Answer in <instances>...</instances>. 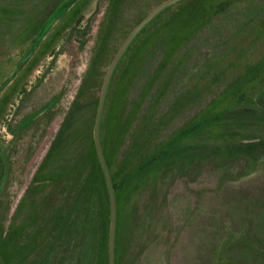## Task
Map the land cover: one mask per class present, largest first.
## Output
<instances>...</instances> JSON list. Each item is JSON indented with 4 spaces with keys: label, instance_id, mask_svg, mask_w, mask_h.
Here are the masks:
<instances>
[{
    "label": "flooded vegetation",
    "instance_id": "flooded-vegetation-1",
    "mask_svg": "<svg viewBox=\"0 0 264 264\" xmlns=\"http://www.w3.org/2000/svg\"><path fill=\"white\" fill-rule=\"evenodd\" d=\"M129 12L136 15L130 22ZM217 34L221 38L216 41ZM204 44H209L208 50L201 52ZM69 46L75 76L62 104L64 85L49 89L47 78ZM158 50L161 56L156 55ZM116 57L102 99L99 129L116 121L127 82L138 75L139 60L156 61L152 64L156 68L135 113L120 127L121 140L110 143L115 144L111 151H106L99 135L115 197L113 264H126L128 248L118 237L123 210L116 205L125 178L135 172L136 192L141 195L146 188L145 167L154 165L149 192L155 194L166 169L161 165L170 157L181 161L177 167L175 162L178 175L167 186L176 194L170 202L171 196L165 195V208L157 205L151 213L148 206L140 212L132 235V243L139 247L130 262L168 264L179 234L174 258L186 264L193 223L188 226L192 217L181 214L191 207L193 191L183 173L196 168V163L187 154L170 151L166 141L171 135L177 134L176 140L180 134L195 135L207 111L232 102L239 116L233 140L244 144V152L227 159L246 164L258 155L255 148L264 145V137L240 130L264 126V0H0V264H110L111 199L96 148L95 124ZM192 59L196 63L192 78L171 97L169 89L191 69ZM143 105L134 137L121 158L126 133ZM57 113L56 131L19 190L21 166L33 156ZM41 127L45 129L39 136ZM152 152L150 160L142 161ZM227 159L216 163L227 166ZM251 200L234 204L236 217L229 220L238 233L237 252L234 259H227L253 264L252 256L260 254L254 263L264 264V228L257 233L253 226L264 199ZM258 221L264 224V215ZM243 243L263 251L256 254L252 245L244 248Z\"/></svg>",
    "mask_w": 264,
    "mask_h": 264
},
{
    "label": "rangeland",
    "instance_id": "rangeland-1",
    "mask_svg": "<svg viewBox=\"0 0 264 264\" xmlns=\"http://www.w3.org/2000/svg\"><path fill=\"white\" fill-rule=\"evenodd\" d=\"M135 18L136 15L134 13L129 12L127 14L128 22L133 21ZM223 35L225 34L223 33ZM214 38L217 41L221 38V35L217 34ZM208 45L209 44L205 45L202 49L200 48V51H207ZM71 48L72 46L67 48L66 53L59 58L51 74L47 78L49 89L64 85L65 94H63L62 97V104H65L66 99L68 98V88H70L75 76V74H73L74 65H72V63L74 59L71 56ZM156 55L161 56L162 52L158 50ZM193 57L195 58V55ZM193 60L194 59L190 61L189 65L193 63ZM155 63L156 61L152 62L150 59L139 60L136 66L138 75L135 80H128L127 82V92L123 97V104L117 109L118 114H115V116L117 115L116 121L113 122V119L112 124L110 123L108 129H99V135L102 136V140L105 143H103V145L104 147L106 145L107 152L109 150L111 151L110 148L115 146V144L110 146V143L114 142V139H120L118 134L119 131L121 132L120 127H125L124 123L130 121V117L135 113L140 101L143 99L144 93H146L149 84L152 82L150 81V76L152 75V68H156L155 65L152 66V64ZM195 64L193 63L191 69L185 71L183 78L169 89L171 90V97L182 89V84L187 83L192 78L195 71ZM36 72L37 68L33 74ZM144 74L145 78H143ZM180 82L181 84L179 86ZM39 90H41V88ZM35 97L39 102L40 94L37 93ZM237 110L238 109L232 102L220 103L216 108H211L204 114L201 119L204 124L199 127L195 135L191 136L189 133L180 134L179 139L176 140L178 135L174 134L166 141V143H171L172 153L187 154L188 159H191L196 163V168L188 169L183 173L186 175L187 179L191 180L193 191L190 194L191 207L188 212L185 210L184 214L183 212L181 214V217H192V219L190 218L187 221L188 226L190 225V222L193 223L191 245L187 252L186 264H243V262L238 263L227 259H234L237 252L235 247L238 240L236 228L234 229V226L231 225L232 220L230 221L229 219L234 216L236 217L234 213V208L236 207L234 204L236 202L239 201L240 205H244L246 203H252V198H254L255 202L261 201L262 198L264 199V145L255 148L254 153H258V155L256 154L253 160L246 161V164L230 160L231 158L227 159L233 154L239 156L244 152V144L242 146L240 141L237 142L236 140H233V137L235 136V126L239 118ZM112 115H114V113H112ZM59 116L60 115L57 113L46 129V126L37 129L39 136L42 135L44 129L45 131L38 141L32 154L33 156L21 166L19 175L20 179L18 180L17 176L19 182L16 185L19 186V190H21L29 180L32 170L34 169L36 156L40 152H43L44 148L53 137L59 124ZM240 130L241 132H249V135L251 136L264 137V126L262 128L255 127L250 129L240 128ZM242 134L247 135L244 133ZM189 137L192 138L189 139ZM228 137L230 138L227 139ZM255 145V142H252L251 147ZM164 146L165 145L163 144L159 148ZM153 154L154 152L146 154L142 161H146ZM177 158L178 157H176V159ZM221 158L227 159V166L224 164L219 166L216 163V160ZM180 162L179 158L174 160V158L170 157L169 160L162 163L161 168L163 167L166 169L163 172L161 171L163 176L160 178L155 194L149 192V185L152 184L153 175L157 170L156 168L155 170L154 168L151 169L152 167L146 169V177H144L145 181L143 183L146 188L141 195H138L136 192L137 180L133 177V174L130 177L125 178V182H123L122 186L123 189H121V192L116 195V205L118 210H123L119 221L120 234L118 237L120 245L122 247L124 246L125 249L128 248L125 258L126 264H131L130 259H134L139 247V244L135 245L132 243V235L133 230L135 229V223L140 216V212L143 208H148V206L151 213L156 211L157 205L160 206V209L165 208L164 205L162 206L163 202H165V195L168 194L170 197L172 194H176L172 187L167 189V186L175 175L174 165L177 167ZM183 162L187 163L186 160ZM170 166L173 167L172 170ZM200 173H204L203 177H200ZM206 173L212 178L209 179L206 177ZM177 175H175V177H177ZM131 179L132 181L130 182ZM202 185L205 187L200 188ZM247 190H253L254 193H246ZM173 198L174 197L171 196L168 202L173 200ZM168 207L172 215L171 209L174 207L173 202ZM257 210L258 211L255 214V222L253 221L254 230L264 228V224L258 221V219H263L264 204L261 208H257ZM201 219L204 220V222L200 225ZM232 232L234 237H232ZM256 232L259 233L258 230H256ZM173 235L174 234H172V236ZM179 241L180 236L178 234L173 242L168 264H179L178 259L174 258L175 254L173 252ZM256 243L258 245L259 241ZM251 245L256 254L263 251V249L255 244L251 243ZM251 245L243 243L244 248L247 246L251 247ZM220 246L226 259L222 258V254L219 253ZM259 255L260 254L255 257L258 259ZM255 257L252 256L254 261L256 260ZM254 261L253 264H255ZM164 264H167V261H165Z\"/></svg>",
    "mask_w": 264,
    "mask_h": 264
},
{
    "label": "water",
    "instance_id": "water-1",
    "mask_svg": "<svg viewBox=\"0 0 264 264\" xmlns=\"http://www.w3.org/2000/svg\"><path fill=\"white\" fill-rule=\"evenodd\" d=\"M157 9H155L154 11H156ZM137 28H135L132 31L131 35L125 41L124 45L130 39V37L134 34V32L137 30ZM124 45L121 48V50L124 48ZM121 50H120V52H121ZM120 52H119V54H120ZM118 55H117V57H118ZM117 57L112 62L111 66L109 68V71L107 73L106 79H105V83H104V86H103V92H102V96H101V100H100V106H99V109H98V112H97L96 124H95V143H96V148H97V152H98V156H99V160H100L101 166H102V168L104 170V173H105V176H106V181H107V184H108L109 193H110V199H111L110 264H113V243H114V230H115V201H114V194H113V188H112V183H111V178H110L109 170H108V167L106 165V162H105V159H104V155H103V152H102V148H101V144H100V140H99V122H100L101 104H102V99H103V96H104V91H105V88H106V83H107V80H108L110 71H111V69H112V67L114 65V62L116 61ZM144 108H145V105L142 106V108L138 112L137 118L135 119L134 123L130 127L129 133H128L127 138H126V142L123 145V148L124 149L129 144V141H130V139H131V137L133 135V132L136 129V126H137L138 122L141 119L142 112H143Z\"/></svg>",
    "mask_w": 264,
    "mask_h": 264
},
{
    "label": "trees",
    "instance_id": "trees-1",
    "mask_svg": "<svg viewBox=\"0 0 264 264\" xmlns=\"http://www.w3.org/2000/svg\"><path fill=\"white\" fill-rule=\"evenodd\" d=\"M138 123H139V122H138ZM131 126H132V125H131ZM131 126H130V127H131ZM137 126H138V124H137ZM137 126H136V128H137ZM130 127H129L127 133H126V136H125L124 142H123V144H122V146H121V148H120V153H119V154H121V158L124 156L125 151H126L128 145L130 144L131 139L134 137V134H135V131H136V129H135L134 132H133V135H132V137H131V139H130V141H129V144H128V145L125 147V149H124V148H123V145H124L125 142H126V138H127L128 133H129ZM122 136H123V133L119 135V137H120L119 141L121 140ZM262 143L264 144V142H262ZM91 147L93 148V153H94V156H95V167H96L97 170H99V169H101V166H100V164H99V161H98V158H97V155H96L95 147H94L93 144L91 145ZM169 147H171V145H170ZM170 151L172 152V149H171ZM171 152H170V153H171ZM149 160H150V159H149ZM152 166H154V165H149L148 167H147V166L145 167V171H144L145 174H146V172H147L146 169H147V168H150V167H152ZM151 169H153V167H152ZM132 174H133V177H135V172H134V171H133L132 173L128 174V177H130ZM133 177H132V178H133ZM131 181H132V180H130V182H131Z\"/></svg>",
    "mask_w": 264,
    "mask_h": 264
}]
</instances>
